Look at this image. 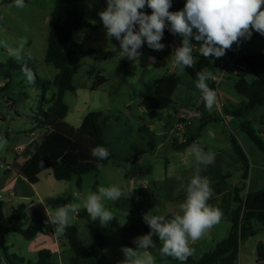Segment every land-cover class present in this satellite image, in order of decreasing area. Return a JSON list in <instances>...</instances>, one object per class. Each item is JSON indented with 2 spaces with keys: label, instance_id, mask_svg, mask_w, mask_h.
I'll list each match as a JSON object with an SVG mask.
<instances>
[{
  "label": "rangeland",
  "instance_id": "374dc122",
  "mask_svg": "<svg viewBox=\"0 0 264 264\" xmlns=\"http://www.w3.org/2000/svg\"><path fill=\"white\" fill-rule=\"evenodd\" d=\"M183 2L185 6L186 0ZM24 4L25 7L19 8L15 6V1L5 3L4 0H0L4 20V24L0 26V63L23 66L22 69L13 72L10 83L0 76V173L6 169L5 162L10 165L17 159L19 155L16 152L17 146H28L32 139L31 133L37 127L34 115L40 108H44L43 88L40 83L37 85L36 74L40 79L53 81L59 72L45 62L49 18L55 9L56 0H24ZM103 10L105 8L101 0H82L79 3V13L97 28L79 29L73 33V38L81 50L95 49L100 53L81 56L80 60L73 64L75 69L73 85L77 90L66 92L64 95V101L69 106L65 122L78 126L89 112H100L103 117H108L104 132L114 157L98 173L85 175L81 188H78L76 178L71 181H58L51 171L42 178L40 189L45 196L49 215L41 207H37V212L40 218L47 222V230L49 232L53 230L63 244L62 254H53L52 264H89L85 259L76 258L68 242L62 239L63 232L56 231V225L53 223L51 225L50 219L55 216L57 208L66 206L69 209V223L66 228L76 227L79 238L89 245L94 231L88 219L81 214L87 212L84 207L87 196L96 193L100 187L119 186L123 189L119 200L101 201L104 207L112 212L116 223L113 224L111 220L108 224L102 225L99 219L93 223L96 230L105 234L104 254L107 264H123L126 259L124 248L138 250L134 241L137 237L145 235L143 228L149 226L143 219L144 214L148 212L153 216H165L171 212L182 214L180 208H174L178 206V202L168 203L164 181L170 168L169 163L174 166L171 176L176 178L186 176L184 171H187V167L197 164L191 149L190 156H186L188 150L173 149L174 141H178L182 136L178 132L180 109L198 112L200 116L193 119L194 134L198 132L201 134L197 145L205 153L211 151L215 154L214 162L209 166L221 162V173L230 174L228 177L230 187L225 184L226 180L210 186L212 195L207 203L218 208L222 215L219 222L204 234L202 246L190 247L194 259L198 261L226 239L231 231V214L236 208L232 200L233 187L241 184L243 173L241 162L231 145L232 135L239 141L250 164L249 179L243 195L264 188V151L241 130L243 118L234 117V120H229L225 114V108L233 109L245 101L244 96L235 89L238 80L244 77L248 82H252L255 77L249 70L220 83V102L216 94V104L209 110L200 90L196 87V82L187 73L186 68L174 63V51L181 46L182 36L173 33L163 35L160 42L164 48L160 51L149 48L147 44L142 45L138 49L139 58L135 63L130 60V65H127L126 57L120 54L110 59L105 58L101 52L119 48V41L115 37L107 38L106 29L99 15ZM171 44L176 48L171 47ZM230 49L238 52L241 58L264 54V35L252 30L250 38L241 37ZM161 57L162 61L159 59ZM150 58H154L155 63H149ZM206 74L212 79L219 78L218 63L208 62ZM141 76H145L144 84L141 82ZM165 76L172 78L165 83L160 82L159 80ZM101 78H104L105 82L100 83ZM8 84L10 87L7 89ZM208 87L211 89L209 84ZM52 90L47 94V98L52 96ZM157 92L171 95L175 93V101L172 99V105L165 110L142 105L146 96L155 95ZM143 108L146 113H143ZM176 112L178 114L173 116ZM203 115L205 118L212 117L217 120L204 124ZM247 118L252 121L256 132L264 139V106L251 110ZM193 120H184L182 131L187 133ZM126 124L127 128L132 129L130 132H123ZM150 124L153 125L152 130ZM38 129L37 127V137L42 139L48 131ZM140 151L143 153L138 156L137 153ZM183 155L186 156V166L183 164ZM139 171L150 181V193L154 192L156 202L149 200L147 204L139 202L136 205L134 202L132 205L125 202L124 198H128L130 189L128 177ZM223 192L226 193L222 195ZM77 205L78 210L72 211V207ZM5 218V224L9 225V217ZM31 220V215L25 216L26 226ZM255 227L258 230L257 234L241 244L237 264H258L257 247L264 243V230L259 224ZM31 243V240L18 233L11 232L7 235L11 254L35 262L38 254L30 252ZM159 247L140 249L137 255L145 253L151 255L154 264H185L173 256L162 255ZM0 264L8 262L1 257Z\"/></svg>",
  "mask_w": 264,
  "mask_h": 264
},
{
  "label": "trees",
  "instance_id": "16d2710c",
  "mask_svg": "<svg viewBox=\"0 0 264 264\" xmlns=\"http://www.w3.org/2000/svg\"><path fill=\"white\" fill-rule=\"evenodd\" d=\"M15 0H4L5 3H12ZM82 0H56V6L49 18V36L45 62L54 66L59 72L53 81L43 80L36 74L37 85L40 83L43 88L44 108L34 115L38 128L47 129L48 133L41 144L36 149L34 155L22 166L19 173L27 178L31 184L39 182V175L51 170L53 176L58 181H71L76 178L78 188L82 187L83 177L90 173H97L101 168L107 165L114 157L110 143L107 141L104 125L108 117H103L100 112H89L83 119L78 128L67 124L64 120L69 112V106L64 101L66 92H75L77 89L73 85L75 69L73 64L80 60L81 56L99 54L95 49L81 50L78 43L73 38V33L83 28L96 29L97 26L90 23L79 13V3ZM104 8L107 7V0H101ZM183 0H171L170 12L183 10ZM147 15H151L152 9L145 7L141 9ZM4 24L2 12L0 10V26ZM166 26L163 35L171 34L170 23L165 22ZM138 30V25L136 26ZM197 32L193 29V33ZM191 41H196L190 38ZM200 44L202 42L197 41ZM145 41L143 45H146ZM105 58H113L120 54V49H114L101 52ZM194 63L190 68H186L187 73L197 83V73H206V65L210 61L220 62L224 59L236 55L231 49L225 50L222 57L205 58L200 54V50L194 52ZM241 58V56H240ZM127 65H130V59L126 58ZM250 63V71L255 77L252 83H249L244 77H241L235 85L239 94L244 96L245 101L238 104L233 109L225 108L226 114L235 118H243L241 130L246 132L249 138L264 151V139L253 127L252 121L247 118V114L259 106H264V54L241 58ZM22 65H6L0 63V76L10 83L13 72L16 69H22ZM172 76H165L160 82L170 81ZM174 78V77H173ZM105 82L104 78L100 83ZM213 91L216 90V82L212 78L206 81ZM7 89L10 85H6ZM6 88V87H4ZM54 88V90H52ZM7 89H4L7 91ZM52 90V96L47 98V94ZM143 106L165 110L172 105L171 94L157 92L155 95L146 96L142 102ZM204 117V116H203ZM205 120V121H204ZM215 121L217 118L204 117L203 123ZM200 132L187 133L185 141L174 142L173 148L183 150L195 144L200 137ZM231 145L242 163L241 184L233 189V202L236 208L232 211V227L226 239L219 242L215 248L205 253L198 261L194 259L193 253L184 261L185 264H237L239 259L240 247L247 238L255 236L258 232L255 225L259 224L264 230V188L254 192H247L246 182L249 179L250 164L242 146L237 138L231 136ZM97 146L105 147L110 155L105 160H98L92 156V149ZM42 162V163H41ZM99 165V166H98ZM228 178V177H227ZM227 178H224L225 180ZM4 202L0 201V251L8 264H52V253L49 250L38 252L37 261H26L15 254L9 252L10 247L7 244V234L14 232L21 234L28 240L35 239L39 234H47V225L39 218L34 223L26 226L24 217L26 205L20 204L13 207L9 216V225H6L4 214ZM175 214L166 216L171 219ZM81 216L86 217L94 231L92 243L86 245L78 236L76 227L66 228L63 232V240H66L74 252L77 259H85L89 264H107L104 254L105 234L98 231L93 226L89 214L84 212ZM116 221L113 220V224ZM151 231L150 226L143 228L144 234ZM154 247L162 246V242L153 234ZM257 263L264 264V243L257 247Z\"/></svg>",
  "mask_w": 264,
  "mask_h": 264
},
{
  "label": "clouds",
  "instance_id": "9594fccd",
  "mask_svg": "<svg viewBox=\"0 0 264 264\" xmlns=\"http://www.w3.org/2000/svg\"><path fill=\"white\" fill-rule=\"evenodd\" d=\"M145 5L152 9L151 15L141 11ZM15 6L25 7L24 0H15ZM170 7L171 0H107L106 9L99 15L107 38L115 37L119 41L120 55L133 61L139 58L138 49L145 41L149 48L163 50L164 45L160 41L165 22H169L170 31L183 37L181 46L174 51V63L185 68L192 67L194 63L190 38L202 42L199 47L203 57L219 58L241 37L250 38L252 30L264 35V0H186L183 10L170 12ZM193 29L197 30L195 34ZM208 78L206 73H197L196 87L206 107L211 110L216 104V94L208 87ZM191 151L198 166L186 186V198L180 206L182 214H175L171 219L153 216L150 212L144 214L143 219L151 231L136 238L134 242L138 250L154 246L152 237L155 234L162 242V255L184 261L192 254L189 242L199 240L219 222L221 211L207 203L212 195L209 180L199 174L200 165L212 164L215 154L211 151L205 153L196 144L192 145ZM109 155L103 146L92 149V156L98 160H105ZM122 194L123 189L119 186L100 187L96 193L89 194L84 207L91 220L99 219L102 225L113 220L112 212L101 201H117ZM78 207L73 206L71 210L77 211ZM68 212L66 206L59 207L50 219L56 225V231H65L69 223ZM138 250L124 248L126 259L123 264H154L151 255H137Z\"/></svg>",
  "mask_w": 264,
  "mask_h": 264
},
{
  "label": "crops",
  "instance_id": "0c3cea01",
  "mask_svg": "<svg viewBox=\"0 0 264 264\" xmlns=\"http://www.w3.org/2000/svg\"><path fill=\"white\" fill-rule=\"evenodd\" d=\"M190 43L192 44V55L194 58L193 53L200 50L199 49L200 43L197 41H191V40H190ZM143 46H145V45H143ZM172 46L176 48V46L174 44H171V47ZM162 58L163 57L159 58L160 61H162ZM134 63H135V61H134ZM149 63H151V64L155 63V59L150 58ZM177 69H178V66H177ZM141 82H143V84H144L145 76H141ZM252 82L249 81V83H252ZM174 94L175 93H173L171 95V98L175 101V95ZM142 111H143V113L147 112L144 108L142 109ZM191 112H194V111H191ZM194 113H198V112H194ZM176 114H178V112L173 114V116ZM18 115L21 116V114H18ZM23 116H25V115H23ZM228 118H229V120H234L233 116L230 117L229 115H226V119H228ZM193 119H196V118H192V120ZM67 124H69V123H67ZM190 124H191V126L189 127V130L187 131V133L194 132V130H195L194 120L191 121ZM69 125L74 127V128H78L81 126V124H79L78 126H74L71 124H69ZM126 126H127V124L125 125V129L123 132H130L132 129H129ZM150 128H151V130L153 129L152 124H150ZM183 129H184V127L182 129L178 128V132L182 135L178 139L179 143L185 141V139H186L187 133L182 131ZM38 130L47 131V129H45V128H43V129L39 128ZM33 131L34 132L31 133L32 139L29 141L28 146L20 145L24 148V150L20 153H17V154H19V155H17V159L14 160V162L11 163L10 165H8L5 162L6 169L4 172L0 173V201H3L4 205H5V208H4L5 217L10 216L11 210L13 207H16L20 204H25L26 205L25 216L31 215V217H32L30 224L34 223L37 219L40 218V216L38 214L39 212H37V207H41L43 209V211L49 215L48 206L45 204V200H44L45 196H44L42 190L40 189V184L42 182V178L44 177V175L47 174L49 171H51L49 169V170L42 172L39 175V182L36 184L29 183L27 178H25L24 176H22L19 173L22 166H24V164L34 155L36 149L38 148V146L41 144V142L44 139V136L42 139H39V137H37V127ZM263 136H264V133H263ZM128 141H129V139L127 138V142ZM197 143L198 142H196L195 144L197 145ZM191 147H192V145L186 149H183V150H188L186 153V156H190L191 151H189V150L191 149ZM232 148H233V146H232ZM175 150H177V149H175ZM142 153H143V151H140L139 153H137V155L140 156V155H142ZM221 155H222V152H221L220 156ZM186 156L183 155L184 166H186V161H185ZM220 165H221V162L216 163L214 166L200 165L201 171L199 174L202 177L208 178L210 186H214L215 184H217L219 182L222 183V181L225 180L224 178L230 177V174H222L221 173ZM240 165H241V169H242V163H240ZM197 166L198 165L196 164V165H191V167H187V171H184L186 176L181 175L182 179H177L176 177L171 176L172 175L171 173L174 169V166H173V164L169 163L170 168L168 169L167 176L164 180L165 181V190H166V199H167L168 203H171V204H173V203L177 204V202H178V206H174L175 209H179L181 204L185 201L186 186L190 182V179L196 174ZM52 175H53V173H52ZM128 182H129L130 189H128V198L127 197L124 198L126 203H129L132 205V203L134 202L136 205L139 202L140 203L146 202V204H147V202L149 200L156 202V200L154 199V192L150 193L151 183L149 180H147L145 177H143L141 175V171L137 172L136 174L135 173L130 174V176L128 177ZM225 184L229 185V187H230L228 178L226 179ZM233 189H234V187H233ZM225 193L226 192H223L222 195H224ZM227 194H228V192H227ZM172 213H178V212H171L168 215H170ZM168 215H165L164 217H166ZM24 219H25V217H24ZM50 223L52 225L51 221H50ZM45 224L47 225V222H45ZM93 236H94V233H93ZM6 240H7V236H6ZM92 240H93V237H92ZM92 240H91V243H92ZM203 240L204 239L202 237L197 241H194V242L190 241L189 247L202 246ZM31 242H32L31 246H30V252L31 253L38 254V252H40L41 250H49V251H51L52 256H53V254H56V255L62 254L63 248H61V246L63 244H61L59 237H56L55 232L53 230L51 232H48L47 234H39L35 239L31 240ZM159 249L161 250V246L159 247ZM192 253H193V250H192ZM1 257H3V254L0 251V258Z\"/></svg>",
  "mask_w": 264,
  "mask_h": 264
},
{
  "label": "built area",
  "instance_id": "2783aa9c",
  "mask_svg": "<svg viewBox=\"0 0 264 264\" xmlns=\"http://www.w3.org/2000/svg\"><path fill=\"white\" fill-rule=\"evenodd\" d=\"M250 70V66L248 65L247 61H243L240 58L239 53H236L234 56H230L223 61L218 62V71H219V78L214 77L213 80L216 82V90L214 91L217 94V99L220 102L219 97V85L220 83L229 80L231 77L240 76L242 73ZM198 113H194L188 110L181 109L180 113L178 114L180 123L178 124V128L182 129L184 127V120L192 119L195 117H199ZM24 150L22 146L16 147V152L20 153Z\"/></svg>",
  "mask_w": 264,
  "mask_h": 264
},
{
  "label": "water",
  "instance_id": "95a60500",
  "mask_svg": "<svg viewBox=\"0 0 264 264\" xmlns=\"http://www.w3.org/2000/svg\"><path fill=\"white\" fill-rule=\"evenodd\" d=\"M248 63V65L250 66V63L249 62H247Z\"/></svg>",
  "mask_w": 264,
  "mask_h": 264
}]
</instances>
